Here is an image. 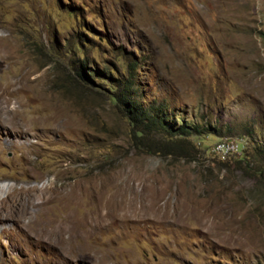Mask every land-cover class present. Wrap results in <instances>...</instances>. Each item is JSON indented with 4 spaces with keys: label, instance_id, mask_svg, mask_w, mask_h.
I'll return each mask as SVG.
<instances>
[{
    "label": "rangeland",
    "instance_id": "obj_1",
    "mask_svg": "<svg viewBox=\"0 0 264 264\" xmlns=\"http://www.w3.org/2000/svg\"><path fill=\"white\" fill-rule=\"evenodd\" d=\"M130 60L191 155L134 138ZM0 264H264V0H0Z\"/></svg>",
    "mask_w": 264,
    "mask_h": 264
},
{
    "label": "trees",
    "instance_id": "obj_2",
    "mask_svg": "<svg viewBox=\"0 0 264 264\" xmlns=\"http://www.w3.org/2000/svg\"><path fill=\"white\" fill-rule=\"evenodd\" d=\"M72 13L75 14V12ZM126 68L128 73L126 80L114 79L108 75L106 82L109 83V88L112 90V101L125 113L133 129L136 131L134 138L138 134H140L138 137L141 138L142 133L147 142L149 140L148 135L150 136L151 133L163 135L166 139L154 141L152 148L160 144L162 148H166V146L172 148L167 154L184 157L191 155L194 152V145L189 137L199 135L200 129L184 119L175 118V120H172L170 109L165 102L157 104L153 101L150 105L144 107L139 100L136 91L137 87L132 81L133 77H131L132 71H135L136 63L130 60ZM86 70L87 65L84 59V63L81 64L77 73L80 78L90 80ZM96 74L106 76L105 72L99 70H95L94 75ZM99 79L104 80L102 77ZM139 127H141V131H137ZM146 148V152H151V149L147 147V143Z\"/></svg>",
    "mask_w": 264,
    "mask_h": 264
},
{
    "label": "built area",
    "instance_id": "obj_3",
    "mask_svg": "<svg viewBox=\"0 0 264 264\" xmlns=\"http://www.w3.org/2000/svg\"><path fill=\"white\" fill-rule=\"evenodd\" d=\"M245 138L217 140L211 147V153L220 161H226L235 155L242 154L247 149Z\"/></svg>",
    "mask_w": 264,
    "mask_h": 264
},
{
    "label": "bare ground",
    "instance_id": "obj_4",
    "mask_svg": "<svg viewBox=\"0 0 264 264\" xmlns=\"http://www.w3.org/2000/svg\"><path fill=\"white\" fill-rule=\"evenodd\" d=\"M14 116V115H13ZM15 117V116H14ZM246 140V139H245Z\"/></svg>",
    "mask_w": 264,
    "mask_h": 264
}]
</instances>
